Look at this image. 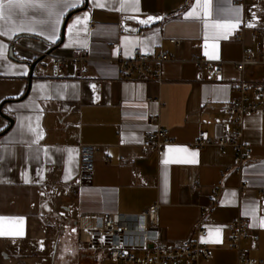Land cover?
Segmentation results:
<instances>
[{"label":"crops","instance_id":"crops-1","mask_svg":"<svg viewBox=\"0 0 264 264\" xmlns=\"http://www.w3.org/2000/svg\"><path fill=\"white\" fill-rule=\"evenodd\" d=\"M43 2L56 3L53 11L64 13L58 25L47 9H29L12 24L0 21V30L13 29L0 35L5 46L0 54V105L6 101L2 111L13 120L0 112V217L8 218L0 221V231L22 233L0 235V264H44L45 256L36 261L27 252L36 244L46 247L50 230L56 241L54 264H99L81 242L80 215L135 214L154 203L160 204L166 246L189 238L197 227L208 229L213 257L200 264L237 263L227 235L228 225L239 218L250 224L243 249L264 260V202L257 195L264 187V113L245 118L244 141L252 158L241 176L231 169V146L222 152L215 144L202 149L193 145L201 131L214 141L221 138L228 121L225 107L238 95V81L264 82V65L244 73L236 67L244 46L264 52V39L258 35L264 29V0L243 5L207 0V9L206 0H83L75 8L63 7L68 0ZM122 3L126 10H120ZM193 9L194 17L186 18ZM21 24L31 30L19 31ZM238 32L243 40L235 38ZM172 38L181 44L175 46ZM136 47L151 53L172 51L174 59L164 64L162 83L119 76L118 58L129 57ZM78 48L88 50L89 63L76 69L69 62L56 75L46 68L29 84L31 64L43 54L51 50L48 55L68 57ZM194 53L223 61L221 78L200 71L191 60ZM152 116L158 121H151ZM157 125L167 127L175 143L146 154L144 135ZM83 143L98 150L92 181L70 196L56 195L50 186L42 195L49 180L75 181ZM165 159L170 163L165 165ZM55 168L60 169L57 177ZM241 181L248 184L242 192ZM69 208L73 215L63 220L60 213Z\"/></svg>","mask_w":264,"mask_h":264},{"label":"built area","instance_id":"built-area-1","mask_svg":"<svg viewBox=\"0 0 264 264\" xmlns=\"http://www.w3.org/2000/svg\"><path fill=\"white\" fill-rule=\"evenodd\" d=\"M247 1L249 0H232V3L243 5ZM258 35L264 39V29H260ZM235 38L243 40V32L236 33ZM170 42L175 46L181 44V41L176 38H172ZM173 59V53L168 48L151 53L136 47L129 57L118 58L117 72L123 79L162 83L164 81L163 66ZM90 60L88 50L82 48L76 49L74 54L68 57L46 55L34 67L33 76L40 75L46 68L56 75L69 62L76 69H80ZM191 60L208 76L221 78L223 61L206 59L198 53H194ZM258 65H264V52H258L251 46H244L242 57L236 62L238 70L244 73L248 67ZM234 88L238 95L225 107L228 121L221 138L214 141L206 131H201L193 145L202 149L215 144L222 152L227 146H231L234 151V163L231 169L241 176L244 166L252 158L251 150L244 141L245 118L257 112L264 113V82H253L242 78ZM151 121L157 122L158 119L152 116ZM173 143L175 141L170 135V130L157 125L155 129L145 133L142 148L146 154L160 153ZM97 151L96 145L80 144V171L75 181L72 184H60L54 179L49 180L42 185V195L50 186L54 194L70 196L84 183L92 181ZM59 173L60 169L55 168L54 177H57ZM247 187L248 184L241 181L240 191ZM257 195L264 202V187L257 189ZM217 196L218 193L215 194L213 203ZM60 214L69 218L73 215V211L69 208L68 212ZM159 219V203H154L135 214L114 212L83 214L78 218L81 242L93 253V257L99 261V264H200L201 261L213 257L212 247L206 241L208 236L206 227H197L189 238L173 246H166L162 240ZM228 229L227 238L237 251L236 264H264L263 259L249 256L242 247V241L250 235V224L246 219H237L228 225Z\"/></svg>","mask_w":264,"mask_h":264},{"label":"snow or ice","instance_id":"snow-or-ice-1","mask_svg":"<svg viewBox=\"0 0 264 264\" xmlns=\"http://www.w3.org/2000/svg\"><path fill=\"white\" fill-rule=\"evenodd\" d=\"M83 3V0H68V2H64L63 3V7L64 8H75L78 7L79 4ZM97 7H105V5L103 3H96ZM199 6V4H198ZM56 7V3L54 2H43V0H0V21H3L5 24H12L16 17L18 16H26L27 12L29 9H47L49 16H53L55 15L56 19H55V23L58 25L60 23V17L64 14L63 12H59V13H55L53 10ZM128 7V5L125 4H121L120 5V10H126ZM132 7H135L134 5H132ZM203 7L205 9H207L209 7L208 2L206 0L205 4L203 5ZM195 9H193L192 12H189L188 15L186 16V18H190V17H194L195 14ZM84 21L86 22L88 17L87 15H85V17L83 18ZM152 18L149 17V20H151ZM141 23H148V21H140ZM77 24L81 23V19L78 17ZM220 26L219 24L214 25V27H218ZM236 25H233L232 27H235ZM252 25H249V27H251ZM2 27V26H0ZM205 27H208V25L206 24ZM12 28H9L8 31H2L0 30V35H9V32L12 31ZM19 31H25V30H31L30 28H25V26L23 24H21L18 28ZM69 31H71V27L69 28ZM53 42H55V35L53 34V36L51 37ZM5 46L0 44V54H2V50ZM207 55V53H206ZM216 57H212L210 56L209 59H214ZM32 131L35 132V129H31ZM40 138H42V134H38L37 135V140H39ZM173 151H183V152H187V149H172L169 148V152H173ZM191 155L193 157H195L197 154L195 152H192ZM179 162V161H177ZM185 163H195V160H185L183 161ZM163 163L165 165H167L168 163H170V161L168 159H165L163 161ZM67 178V177H66ZM247 214V213H246ZM8 218H4V217H0V221L6 220ZM18 223L22 224L23 221L19 220ZM261 227H264V222H261ZM75 231V229H73V232ZM211 231V230H210ZM220 230L216 229V232L218 233ZM8 234H14V235H19L22 234L20 232L17 233H8L5 231H0V235H8ZM213 242H219V240L213 241Z\"/></svg>","mask_w":264,"mask_h":264},{"label":"rangeland","instance_id":"rangeland-1","mask_svg":"<svg viewBox=\"0 0 264 264\" xmlns=\"http://www.w3.org/2000/svg\"><path fill=\"white\" fill-rule=\"evenodd\" d=\"M63 220L65 217L60 216ZM47 227L51 229L53 227L52 224L49 223L47 224ZM49 242L46 247L44 245L36 244V248H32V252H27L31 253L30 255L33 256L36 261L37 260H42V258L45 256V262L44 264H54V259H53V249H54V244H55V239L52 237V231H49Z\"/></svg>","mask_w":264,"mask_h":264},{"label":"water","instance_id":"water-1","mask_svg":"<svg viewBox=\"0 0 264 264\" xmlns=\"http://www.w3.org/2000/svg\"><path fill=\"white\" fill-rule=\"evenodd\" d=\"M52 51L50 50V51H48V53H46V54H43L41 57H39V59H37V60H35L32 64H31V67H30V75H29V84H31V82H32V78H33V69H34V67L36 66V64L40 61V60H42L43 58H45L46 57V55H48V54H50ZM30 86V85H29ZM29 90V89H28ZM27 94H28V91L25 93V95L24 96H27ZM6 104V101L5 102H3L1 105H0V112L2 113V115H3V117L4 118H6L8 121H10V123H12V119H11V117H9L8 115H5L4 113H3V111H2V108H3V106ZM8 129V128H7ZM7 129H5V130H7ZM5 131H3L2 132V134L4 133Z\"/></svg>","mask_w":264,"mask_h":264}]
</instances>
